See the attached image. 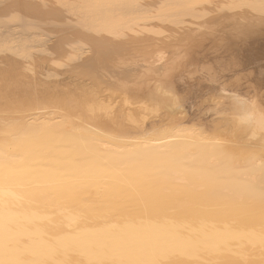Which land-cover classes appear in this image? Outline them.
Masks as SVG:
<instances>
[{
  "label": "bare ground",
  "instance_id": "6f19581e",
  "mask_svg": "<svg viewBox=\"0 0 264 264\" xmlns=\"http://www.w3.org/2000/svg\"><path fill=\"white\" fill-rule=\"evenodd\" d=\"M0 264H264V0H0Z\"/></svg>",
  "mask_w": 264,
  "mask_h": 264
},
{
  "label": "rangeland",
  "instance_id": "374dc122",
  "mask_svg": "<svg viewBox=\"0 0 264 264\" xmlns=\"http://www.w3.org/2000/svg\"><path fill=\"white\" fill-rule=\"evenodd\" d=\"M223 37L226 39V42H232V46H234L236 50L240 49V46L236 40L229 38L227 34L221 33L218 30H212L210 32L195 36L184 44H181L182 47L184 46L186 51V59L183 62L177 63L175 65V67L172 69V72H170V76L173 77V79H176L182 75L188 84L194 83L196 81V77H193V75L196 74L195 67L198 64L204 62L205 57L207 56V51L210 50L212 46H216L215 42L218 39H222ZM215 55H217V52L213 51L209 57L214 58ZM187 74L189 79H187ZM140 91H142V88L139 85H135L133 92L138 93Z\"/></svg>",
  "mask_w": 264,
  "mask_h": 264
}]
</instances>
